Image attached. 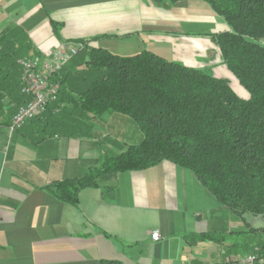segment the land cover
Returning <instances> with one entry per match:
<instances>
[{
	"label": "crops",
	"instance_id": "crops-1",
	"mask_svg": "<svg viewBox=\"0 0 264 264\" xmlns=\"http://www.w3.org/2000/svg\"><path fill=\"white\" fill-rule=\"evenodd\" d=\"M208 24L210 32L201 33ZM5 29H16L15 44L26 46L18 58L88 39L119 55L146 49L234 78L209 36L229 26L201 0H0V34ZM19 83L20 68L0 69V264H225L228 234L244 223L192 172L168 160L119 173L104 188L82 189L77 206L42 189L83 175L111 147L113 124L140 133L128 118L105 113L92 136L66 135L70 123L51 109L10 131L22 99ZM205 232L217 237L199 239Z\"/></svg>",
	"mask_w": 264,
	"mask_h": 264
},
{
	"label": "trees",
	"instance_id": "trees-1",
	"mask_svg": "<svg viewBox=\"0 0 264 264\" xmlns=\"http://www.w3.org/2000/svg\"><path fill=\"white\" fill-rule=\"evenodd\" d=\"M201 1L229 26L209 36L248 97L237 95L228 79L208 69L146 49L119 55L88 39L78 40L83 49L52 77L60 86L57 101L38 117L51 109L70 123L66 135L80 137L92 136L95 121L105 113L117 114L132 119L141 138L119 151L108 147L83 175L51 181L42 189L77 206L82 189L104 188L119 173L168 160L192 172L222 207L244 222L245 229L229 233L225 246V264H234L237 256L249 253L264 258V227L245 222L246 215L264 220V0ZM17 37L16 29L0 34V69L19 70L17 59L26 46L16 45ZM18 91L21 105L27 98L20 83ZM216 237L209 232L199 235ZM219 237L224 242L225 236Z\"/></svg>",
	"mask_w": 264,
	"mask_h": 264
},
{
	"label": "built area",
	"instance_id": "built-area-1",
	"mask_svg": "<svg viewBox=\"0 0 264 264\" xmlns=\"http://www.w3.org/2000/svg\"><path fill=\"white\" fill-rule=\"evenodd\" d=\"M82 49V43L61 42L43 57L30 55L17 59L20 68V92L27 100L19 105L13 114L10 131L19 129L26 122L37 118L50 104L57 101L60 86L52 77ZM151 237L157 240L158 232H152ZM234 264H264V258L249 253L237 256Z\"/></svg>",
	"mask_w": 264,
	"mask_h": 264
},
{
	"label": "rangeland",
	"instance_id": "rangeland-1",
	"mask_svg": "<svg viewBox=\"0 0 264 264\" xmlns=\"http://www.w3.org/2000/svg\"><path fill=\"white\" fill-rule=\"evenodd\" d=\"M209 26H210L209 24L208 25H201L199 31H201V33H209L210 32ZM234 78H229V81H230L232 88L237 93V95H239L240 97H242V95H244L243 98H247L248 97L247 92L244 90V88L241 85H239L237 79L236 78L234 79ZM125 118H128V117L125 116ZM128 119L133 123L132 119H130V118H128ZM133 126L136 128L134 123H133ZM112 127H113L116 134H113V135L108 134V137H107L108 140L107 141L110 143L111 148L115 151H119L120 149H122V147L125 145V143H127V144L136 143L141 138V136L137 138V136H135L132 131L130 133L129 130L125 126H123L119 123L113 124ZM115 127H116V129L118 127L119 130H123L124 128H126V130L119 134L117 131L118 129L115 130ZM136 130H138V129L136 128ZM245 222H247L248 224H250L253 227L259 226V225H263V227H264V220L257 218V217H253L252 215H246L245 216Z\"/></svg>",
	"mask_w": 264,
	"mask_h": 264
}]
</instances>
